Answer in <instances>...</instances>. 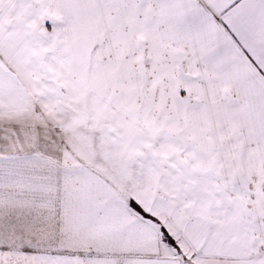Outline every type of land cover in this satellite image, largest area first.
<instances>
[{
    "label": "snow or ice",
    "instance_id": "1",
    "mask_svg": "<svg viewBox=\"0 0 264 264\" xmlns=\"http://www.w3.org/2000/svg\"><path fill=\"white\" fill-rule=\"evenodd\" d=\"M0 264H264V0H0Z\"/></svg>",
    "mask_w": 264,
    "mask_h": 264
}]
</instances>
